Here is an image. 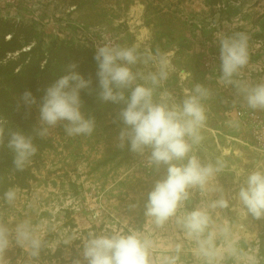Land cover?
Masks as SVG:
<instances>
[{"label": "rangeland", "instance_id": "1", "mask_svg": "<svg viewBox=\"0 0 264 264\" xmlns=\"http://www.w3.org/2000/svg\"><path fill=\"white\" fill-rule=\"evenodd\" d=\"M136 21L150 29L153 52H175L176 72L165 87L179 97V75L185 72L190 74L186 86L202 83L210 90L203 139L194 152L204 162L220 158L227 165L219 183L229 208L215 218L218 223L230 222L237 251L224 264H264V218L245 219L231 210L238 190L233 169L252 170L264 161V150L232 114V102L244 101L236 88L220 81L215 41L217 34L246 32L250 61L237 80L264 82V0H0V118L9 128L31 133L39 110L37 105L17 108L21 93L29 89L39 102L44 89L69 63H76L85 78L91 77L95 88L94 48L108 42L131 44L134 36L129 25ZM81 98L86 115L96 120L91 135L68 136L58 126L47 137L34 136L38 151L23 171L14 170L12 154L0 145V220L30 217L34 224L45 221L48 227L38 257L14 246L3 264H86L82 240L89 234L130 229L153 241L151 264H168L172 257H177L176 264H200L174 221L157 228L145 216L147 194L165 169L146 166L148 149L141 155L127 145L117 146L123 127L116 119L120 105L100 103L94 93L84 90ZM255 111L264 119V110ZM10 188L19 190L14 206L3 201ZM211 198L193 190L185 207L191 209ZM177 244L182 245L179 253Z\"/></svg>", "mask_w": 264, "mask_h": 264}, {"label": "clouds", "instance_id": "2", "mask_svg": "<svg viewBox=\"0 0 264 264\" xmlns=\"http://www.w3.org/2000/svg\"><path fill=\"white\" fill-rule=\"evenodd\" d=\"M140 23L129 25L134 36L131 44L108 42L94 48L95 88L91 77L85 78L76 70V63H69L66 71L44 89L39 102L31 90H24L17 108L37 105L38 121L29 133L18 127L9 128L0 118V145L12 154L14 170L23 171L38 151L34 136L47 137L58 126L68 136H88L95 131L96 120L85 113L82 90L94 93L100 103L120 105L116 119L123 127L117 146L127 145L131 152L141 155L148 149L146 166L165 169L164 176L155 181L147 194L145 216L157 228L174 221L183 239L192 245L190 251L200 264H224L226 257L235 256L237 251L230 222L225 219L218 223L215 218L222 209L229 208V199L219 183L227 165L220 158L204 162L194 152V146L203 139L201 131L207 122L205 101L210 90L202 83L186 86L190 74L185 72L179 75V97L165 87L176 72L175 52H153L152 33ZM215 41L219 46L220 81L236 88L248 108L264 110V82L243 84L237 80L250 61L249 35L243 31L221 33L215 36ZM228 154L225 151L224 155ZM233 177L238 190L231 210L245 219L264 218V161H258L250 171L243 167L233 169ZM193 190L211 194L212 198L186 208ZM215 193H219L217 198H213ZM19 198L16 188L3 193V201L9 206H14ZM182 208L184 211L180 212ZM47 231V222L34 224L30 217L0 220V264L14 246L24 248L33 258L38 257ZM82 243L86 264H151L153 241L133 229L89 234ZM181 250L182 245L177 244L175 251ZM176 259L170 258L168 264H176Z\"/></svg>", "mask_w": 264, "mask_h": 264}, {"label": "built area", "instance_id": "3", "mask_svg": "<svg viewBox=\"0 0 264 264\" xmlns=\"http://www.w3.org/2000/svg\"><path fill=\"white\" fill-rule=\"evenodd\" d=\"M231 111L237 119L247 126L251 139L259 148L264 150V119L242 102L233 101Z\"/></svg>", "mask_w": 264, "mask_h": 264}]
</instances>
